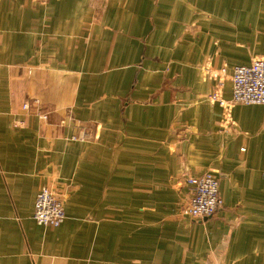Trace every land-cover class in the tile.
<instances>
[{"label":"crops","instance_id":"crops-1","mask_svg":"<svg viewBox=\"0 0 264 264\" xmlns=\"http://www.w3.org/2000/svg\"><path fill=\"white\" fill-rule=\"evenodd\" d=\"M256 58L264 0H0V264H264L263 106L222 130L207 76L227 65L230 99ZM205 172L223 206L195 219Z\"/></svg>","mask_w":264,"mask_h":264},{"label":"built area","instance_id":"built-area-1","mask_svg":"<svg viewBox=\"0 0 264 264\" xmlns=\"http://www.w3.org/2000/svg\"><path fill=\"white\" fill-rule=\"evenodd\" d=\"M227 75V65L207 71V76L215 81V88L209 99L219 103L225 110L222 130L226 129L227 123L232 121L231 112L236 104L262 105L264 129V58H256L250 64L237 65L233 68L230 99L224 97ZM23 107L30 109L31 104L27 102ZM40 114L43 118L48 117L46 112ZM71 139L78 140L80 137L73 136ZM187 181L191 185V195L182 210L183 214L195 219L215 215L223 206L219 178L212 172H205L189 177ZM66 217L63 198L52 187L43 186L35 201L34 219L40 225L58 227Z\"/></svg>","mask_w":264,"mask_h":264}]
</instances>
